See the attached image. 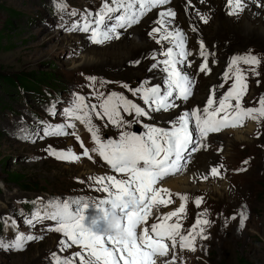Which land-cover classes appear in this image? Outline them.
Returning <instances> with one entry per match:
<instances>
[{
	"label": "rangeland",
	"instance_id": "1",
	"mask_svg": "<svg viewBox=\"0 0 264 264\" xmlns=\"http://www.w3.org/2000/svg\"><path fill=\"white\" fill-rule=\"evenodd\" d=\"M60 2L61 0H0V202L3 203V205L0 204V238L11 241L18 233L42 237V239L27 241L22 250L0 248V264H55L53 253L62 260L71 258L76 253L75 249L78 245H72L63 233L50 230L56 227L55 221L50 220L49 228H45L40 223L30 226L26 221L36 213L35 207L42 212L41 210L46 211L44 206L50 201H59L57 198L42 197L46 194L65 197L61 201H73V197L76 198L75 200L88 201L91 192L99 193L95 186L85 185L81 180L75 179L76 176L83 177L82 175L88 172V169L101 172L98 167L88 160L82 161L81 158L74 163H70L71 160L56 163V159L48 154L51 142L41 141V135L46 127L62 123L63 120L58 116V107L62 108V114L66 117L64 102L71 107L78 95L85 98L86 104L92 105L90 74L93 72L98 76L103 75L104 78L108 76L105 86H110L114 90L116 85L110 84V76L120 78L124 83L129 80V84L140 81H142L141 84L147 83L143 81L147 67L141 64L143 62L141 59L149 58V54L142 58L145 50L137 55L138 59L134 62L127 61L116 68L111 66L92 68L84 64V56L95 52L98 45L91 40V32L67 30L73 25L80 28H83L85 24L92 25L98 14L97 0H91V3L89 0H63L66 7L64 10L58 7L62 12L58 14L52 6L53 3L58 6ZM255 4L256 6L253 3V7L250 6L253 11L258 16L264 14L258 11L261 5L258 6L257 1ZM82 10H84L83 15ZM76 11H80L76 19L72 15L71 19L59 17ZM220 12L224 14L222 10ZM240 14L234 21L232 20L233 23L230 22L229 16L225 15L228 25L220 27L221 32L210 34V37H200V42L205 45L203 51L205 50L207 57L220 56L218 49L222 47L221 44L216 46V43H213L209 47L206 46V42L210 43L212 38H224L228 47L224 48L219 65L215 67L208 65L209 74L199 71L200 64L204 60L200 55V47L197 51L198 75L203 88L215 83L223 84L224 86L217 91L219 96L230 88L227 82L224 83L223 72L228 69L231 57L254 55L260 60L259 65L240 63V66L247 68L249 72V79L246 78L247 91L242 96L241 103L245 108L257 107L258 101L264 96V31L259 38L246 40L236 31L241 27L237 23L243 17L241 12ZM216 25L213 18L208 26L214 30ZM102 28L104 29V26L100 25L99 30ZM139 28L136 25L133 26V29ZM132 34L134 36V33ZM204 34L208 35L207 33L202 35ZM239 34H241L240 37ZM81 37H85L87 42L84 43ZM126 37L127 35L122 39L125 40ZM211 46L215 47L210 49ZM137 61H139L138 66L128 68ZM253 68L255 72L252 71ZM215 69L219 70L216 74ZM229 75L232 77L231 72ZM6 79H12L13 82L3 83ZM230 79L229 84L233 83L234 77ZM163 82L166 88V82ZM120 95H122L121 92ZM125 96L127 97L126 94ZM231 103L234 104V101L232 100ZM139 106L146 109L148 107L143 100ZM185 110L189 109L185 108ZM158 113L164 115L167 112ZM92 116V120L107 118H97L95 113H92ZM41 117L45 120L44 123L40 122ZM147 118L140 117L139 122H134L135 118L130 119L127 124L128 132L138 135L145 133L147 131L145 125H148ZM246 119V122L244 119L242 124L237 123L234 126L236 130L243 131L248 124H251L250 134L243 139L236 138L233 133L230 136L229 131L226 132L232 126L209 134L206 144L210 151L204 150L195 158L193 155L187 168L176 173L181 175L194 171L195 178L188 186H195V189L169 190L171 195L163 198L171 199L172 203L167 206L161 205L158 210L160 216L150 215L146 223L138 228V235L143 227H148L150 230L153 223L159 222V217L172 212L175 207H180L182 193L188 197L184 202L185 211L183 215H180L182 234L187 235L188 230L198 218L207 219L210 222L203 226L204 235L208 238L205 240L197 237L195 251L189 248L181 249L179 244L175 250H172L169 243V255L164 258L165 260H172L175 256V264H264V118H261L259 122L251 118ZM102 125L104 123H101L100 127ZM155 125L160 126L158 122ZM81 126L82 123L77 124L75 128H81ZM109 126L108 121L105 127L109 128ZM21 127L24 129L22 130ZM232 129L235 128L230 130ZM24 136H28V139H24ZM89 137L91 133H88ZM49 138L62 139L54 143L71 146L74 154L77 155V140L73 141L71 137ZM41 143L47 145L43 147V150L40 148ZM223 144L222 154L227 156V163L233 166L237 159L240 169H243L237 172L231 184H228L222 173L216 177L203 178L208 170L218 163L215 151L219 145L223 146ZM53 149L57 151L60 146ZM242 156L243 159L239 158ZM107 168L112 169L111 166ZM16 172L21 175L18 179L10 176ZM212 182H218L221 185L219 189L212 190L213 184L210 185ZM38 196L40 197L36 202ZM197 198L201 199L199 206L195 204ZM93 210L92 208L85 210V218L88 219V222H85L86 226L89 225L90 218L97 215ZM242 211L246 212L247 219L244 220V227L241 228L240 213ZM201 213L206 214L200 215ZM234 214L237 216L235 220L231 218ZM175 222V217L169 221V223ZM95 231L102 232L99 229ZM196 231H199V228ZM61 240L68 244L63 251H61ZM78 262L77 257L74 264Z\"/></svg>",
	"mask_w": 264,
	"mask_h": 264
},
{
	"label": "snow or ice",
	"instance_id": "2",
	"mask_svg": "<svg viewBox=\"0 0 264 264\" xmlns=\"http://www.w3.org/2000/svg\"><path fill=\"white\" fill-rule=\"evenodd\" d=\"M170 2L171 0H105L101 12L97 14L92 25L85 24L83 28L73 25L68 31L91 32L90 38L94 43L118 39L120 35L118 29H128L137 25L146 13L154 8L169 5ZM245 2L246 0H226L228 14L238 15L239 12L244 11ZM261 2L262 0H257L258 6ZM58 7L61 10L65 9L63 0ZM112 13L118 14L111 16ZM72 14L76 15L74 12ZM175 15L171 8L160 11L156 21L159 27H153L149 32V36H154L164 30L166 34L162 35L157 43L168 40L173 45L162 53L166 59L159 61L167 74L166 88L161 90L159 85L145 87L141 84L138 88L130 89L133 96L140 95L144 104L154 112H169L178 108L180 105L177 101L187 102L193 96L195 88V81L191 78V74L185 73L178 67L180 64H185L187 56L191 55L185 51L186 37L179 28L173 31L167 30L168 25L172 23L168 17L174 18ZM108 19L115 20V23L111 26L105 25V20ZM200 20L207 23L208 17L201 15ZM100 25H104V30H99ZM193 31L196 29L193 28ZM200 47V55L204 60L200 64L199 71L209 74L208 57L203 51L205 48L203 42H200ZM174 49H178L175 54ZM241 62L246 65H259L260 60L254 55L234 56L229 62L228 70L224 73L225 81L234 77L231 88L218 101L215 99V90H211L202 109L194 108L184 111L175 120L170 121V126L167 128L145 125L147 131L143 134L121 131L118 139H102L99 129L93 124L92 113H95L97 118L107 117V120L117 128H123L127 123L123 120L121 109L124 113H134V122H139L140 117L150 116V112L132 100L123 95L111 93L99 104L101 111H96L97 105L86 104L85 98L78 95L72 106L64 109V115L68 120L43 130L44 136L68 135L65 127L74 128L75 125L71 121H79L87 127L95 142L96 147L92 149V152H97L116 173L127 176V179H117L113 175L97 177L96 182L103 185L102 190L107 194L105 198L94 202L81 199L50 201L44 206L46 211L43 215L37 211L26 221L30 226L42 219L55 221L56 227L50 230L63 233L72 245L81 247L82 251L63 260L53 253L55 264H74L77 257L78 264H175V256L172 260L162 261V258L169 255L167 242H170L172 250H175L179 244L181 249L189 248L195 251L197 237L205 240L208 238L204 235L203 227L210 223L207 219L198 218L188 230V234H182L179 214L185 211L183 201L188 199L186 195H180L182 203L179 208L159 217V222L153 223L150 230L148 227H143L139 235L137 232L154 210H158L161 205L167 206L172 203L171 199L163 198L171 194L168 189L156 187L158 182L168 175L184 171L195 153L207 150L206 140L210 133L218 132L227 126H235L237 123L242 124L245 118H251L257 122L264 118V96L258 101L257 107L242 106L241 98L247 91V83L246 75L238 66ZM186 66L190 67L191 64L188 63ZM156 67L158 64L154 63L152 68ZM252 71L255 72V69L253 68ZM230 72L232 77L229 75ZM223 86L221 84V87ZM124 87L127 88L128 85ZM232 100H235V104L231 103ZM214 104L218 106L213 107ZM23 138L28 139V136ZM76 139L79 140V136ZM81 147H84L83 144ZM49 155L61 160L80 159L70 149L67 152H57L50 148ZM83 155L91 159L87 148H84ZM240 170L243 171V169ZM210 175L219 176L220 168L211 167ZM203 178L209 177L205 175ZM195 204L199 206L201 199L197 198ZM88 208L94 209L97 215L91 217L89 225L86 226L85 210ZM109 215L119 217L125 226L127 238H114L106 227V219ZM173 217L176 218V222L169 223ZM231 218L235 220L237 216L234 214ZM245 219L247 214L242 211L240 213L241 228L244 227ZM101 221L104 224L103 231H94L93 226H98ZM197 228L199 231H196ZM34 239H42V237L18 233L11 241L0 238V248L22 250L27 241ZM60 244L61 251L68 247L64 240H61Z\"/></svg>",
	"mask_w": 264,
	"mask_h": 264
},
{
	"label": "bare ground",
	"instance_id": "3",
	"mask_svg": "<svg viewBox=\"0 0 264 264\" xmlns=\"http://www.w3.org/2000/svg\"><path fill=\"white\" fill-rule=\"evenodd\" d=\"M89 1L91 3V0H89ZM103 1H105V0H103ZM255 1H257V0H246L245 6H244V11H241V13L243 14V17L241 20L237 21V23H239V26H241L240 30H236L237 33H241L242 36H244L246 38V40L249 39V41L252 38L253 39L259 38L261 35H263V31H264V23H263L264 14L258 16L253 11V8H251V7H253L252 3L256 6ZM260 5H261V7H259L260 10H258V9L257 10L260 11L261 13H264V9L262 8V7H264V0H262ZM255 6H254V8H256ZM167 8H171L176 13L174 18L168 17V19L172 20V23L170 25H168L167 30L173 31L176 28H179L183 32L184 36L186 37L185 46H184L185 51L191 53V55L187 56L185 64H180V65H178V67L182 68L185 73L191 74V78L195 81V88H194L193 96L189 99L190 101L189 100L187 102L177 101V103L180 106L176 110L172 109V110H170V112H167L164 115L163 114L159 115L158 112L152 111V109L149 108V106L147 107V109L145 108L146 111L152 112V114L150 113L151 115L148 118L146 117L148 122L147 121H144V122H147L148 125H153L156 127H164V128L169 127L170 121L175 120L181 113L184 112L185 108L189 109L187 111H190L194 108L202 109L204 107V105L206 104V101L209 98L211 90H213V89L215 90V98L218 96L217 91L221 88V85H217L215 83V84H213L209 87H206V88H203V85H201V79L198 75V73H199L198 72V65H199L198 61L199 60L197 57V51L200 48V37L201 36L210 37V34H217V32H221L220 27H224V26L228 25V22L225 18V15L227 17L229 16L230 22L233 23L232 20L234 21L236 19V17L240 14V12H239L238 15H229L228 14L229 8L227 7L226 0H191L190 3H189V0H171L169 5L154 8L151 11H149L148 13H146L145 16L141 19L140 23H138L136 25L137 27H140L139 29H133V27L125 29L123 31L118 29L117 31L120 33L118 39L114 38L112 40H108V41H105L103 43H97L98 47L95 50V52H92L89 56L85 55L84 59H83L84 64L91 66L92 68H101L103 66H111V68H116V67H118V65L125 64L127 61L134 62L136 59H138L137 55H139L143 50H145L144 54L142 55V58L148 54H149L148 55L149 58H148V60L141 59V60H143V62L141 64H144V66L147 67V71H146L147 73H146L145 77L143 78V81H146L147 83L146 84L142 83V84H144L145 87H151L154 85H159L161 87V90H163L165 88L164 87L165 83L163 81L166 82L167 74L164 71L163 64H160L159 61L166 59V57L164 55H162V53H164L168 47H172L173 45L168 40H161L159 43H157V40H159L162 35L166 34V32L164 30H162L160 33L154 34V36H149V32L152 30L153 27H159V25L156 24V21L158 19V14L160 11L167 10ZM87 10H89V9H87ZM220 10H222L224 12V14H222L220 12ZM201 15L208 17L207 23H203L200 20ZM74 16L75 15H72V17H74ZM70 18H71V16H70ZM213 18H214L215 23L217 24L216 28L214 30L209 28L210 23L212 22ZM62 24H64V23H62ZM205 26H208V27H205ZM193 28H195L196 31H193ZM102 30H104V29L102 28L101 31ZM132 33H134V36ZM203 33H207L208 35H205V34L202 35ZM241 34H239V37L241 36ZM125 35H127V37L124 40L122 38ZM217 36H219V35H217ZM81 39L83 41H85L84 43L87 42L85 40V37H81ZM213 39H215V40L213 41ZM120 40H121V42H118ZM216 41H218V42H216ZM225 42H226V40L224 38H212V41L210 43H209V41L206 42L207 47H209L213 43H216L215 44L216 46L217 45L219 46L220 44L222 45V47L218 49V53L220 54V56L208 57V65L210 67H215L221 63L220 61L223 57L222 56L223 51H225V49L228 47V45L225 44ZM99 46H101V47H99ZM213 47H215V46H211L210 49H212ZM176 51H178V49H174V54ZM153 57H155V59H153ZM154 63H157L158 67L152 68V65ZM188 63L191 64L190 67L186 66V64H188ZM138 65H139L138 63L137 64L133 63V65H130L128 68L132 69ZM216 69H215V74L217 72H219V70L217 71ZM227 70L228 69H226L223 72V75ZM243 73L246 75V78H248L249 72L246 71ZM90 75L88 74V76H90L92 78V85L90 86V88H91V101L93 104L97 105L96 111H101L99 108V104L102 102V100L105 97H107V95H109L111 93L120 94V92H121L124 97H126L125 96V94H126L127 95L126 98L129 100H132L137 105H139V103L141 102L142 99H141L140 95L133 96L132 91L130 89H135V88L140 87L142 81L136 82L133 84H129V80L124 83L120 78H115V77L110 76V78H111L110 84L116 85V89L114 90L110 86H105V83L108 82V80H107L108 76L106 78H104L103 75L98 76L95 74V72H93ZM230 80L231 79H229L228 81L224 80V83L227 82L228 86L231 88L232 83L229 84ZM124 85H128V87L125 88ZM120 88H121V91H120ZM101 94H103V95H101ZM56 104L57 103H55V105ZM64 105L66 106V108L69 106L67 104V102H64ZM142 106H144V105H142ZM213 107H216L215 104L213 105ZM58 110H59L58 116L63 120L62 123H65L68 120L67 117L63 116V114H62L63 111H62L61 107H58ZM60 111H62V112H60ZM121 115L123 117V120L125 122H127V123H125L123 128H117V127L113 126L111 123H110L109 128H106L105 126L107 125V122H108L107 118L105 120L104 119H101V120L94 119L93 120V124L99 129V135L101 136L102 139H105V140L108 138L118 139L121 131H128L127 130V128H128L127 124H128L130 119L133 120V118H135V114L134 113H131V114L124 113L121 109ZM44 121L45 120L41 117L40 122L44 123ZM153 122H154V124H153ZM157 122L159 123L160 126L155 125V124H157ZM71 123H73L75 126L77 124H80V122L76 123L74 120H72ZM101 123L102 124L104 123V125H102L100 127ZM244 124H243V126H244ZM231 128H235V129L230 130ZM231 128L226 131V132L229 131L230 136L233 133V135L236 138L243 139L244 136L250 134L251 124H248L243 131L236 130V127H234V126H232ZM21 129L23 130L24 128L21 127ZM65 131L69 134L68 135H56V136L41 135L42 136L41 141L47 140L48 142H51V144L49 146L51 148V150H54L53 147H57L59 145L60 149L57 150V152L68 151L69 149L73 152L71 146L68 147V145H65V144L60 145V144L54 143V142L61 141L62 139L61 140H54V139H50L49 137H53V138L71 137L72 140L75 141V140H77L76 137L79 136L80 139L77 140L78 145L76 146L74 144L78 150L77 155L80 156L82 161L88 160L91 164L95 165L96 167H98L101 170V172H96L94 170L88 169V172H86L82 175L83 177H81V176L75 177V179L77 181L81 180L85 185H93L97 189H100L98 194L92 193V192L90 193L91 196H90V199L88 200L89 202L98 201L100 199L105 198L107 195L102 190L103 185H100L96 182L97 177H101V176L107 177L109 175H113L117 179H127V176L125 174L116 173L113 169H108L107 167L110 165H108L107 162L104 161L103 158L100 157L97 152H92V149L94 147H96V145H95V142L92 140L91 137L88 138V133H90V132L87 130V127L84 124H82L81 128L78 127L77 129L75 127L74 128H65ZM72 133H74L75 135H73ZM81 144H83L84 147H81ZM242 145H244V144H242ZM46 146L47 145H43V143H41L40 144L41 150H43V147H46ZM223 147H224V144H223V146L219 145V148L215 151V153L217 154V159H218V163H216L215 167L220 168V173H222L226 177L228 184H231L233 179L235 178L237 172L241 171L240 165H239L237 159H236V162L234 163L233 166H230L229 163H227V156L222 154ZM84 148H87L89 150V156L91 157V159H89V157H86L83 155ZM207 150L210 151L209 146H208ZM54 151H56V150H54ZM202 151H204V150H201V151L195 153L194 158L198 154H202ZM48 154H49V152H48ZM53 157L56 159L55 160L56 163L59 161H62L61 159H58L56 156H53ZM239 158L243 159V156L239 157ZM74 162H77V160L71 161L70 163H74ZM205 175H208V177H211L210 169L208 170V172ZM194 178H195L194 171L189 173V174L168 175V176L164 177L162 180H160L158 182V184L156 185V187H158L160 189H168L170 191H182V190H188L189 188L195 189V186L194 187L188 186V184L190 182H192V180H194ZM211 180L218 181L217 179H211ZM218 182H222V181H218ZM218 182H212L210 184V185L213 184V186H211L212 190L219 189V187L221 185ZM199 183H201V182H199ZM202 187H204V186H202ZM181 195H185V193H182ZM39 197L40 196L36 197V202H37ZM42 197H47L49 199L57 198L59 201H61L62 199L65 198V197H61V196L55 197V196H51L49 194L48 195L46 194V196H42ZM72 199L75 200L76 198L73 197ZM185 201H183V203ZM181 203H182V201H181ZM0 204L3 205V203H1V202H0ZM176 209H177V207H175L173 209V211ZM34 210H36V212H37L38 211L37 207H35ZM158 210L154 211L152 216H154V217L160 216V212H158ZM168 211H170V209ZM183 213H180L179 215H183ZM85 222H88L87 218H85ZM40 225H43L45 228L51 227L49 225V223H40ZM103 228H104V224L102 221L99 223L98 226H93L94 231L96 229L103 231ZM75 251L80 252V251H82V249L80 246H77ZM163 260H165V259L162 258V261Z\"/></svg>",
	"mask_w": 264,
	"mask_h": 264
},
{
	"label": "clouds",
	"instance_id": "4",
	"mask_svg": "<svg viewBox=\"0 0 264 264\" xmlns=\"http://www.w3.org/2000/svg\"><path fill=\"white\" fill-rule=\"evenodd\" d=\"M106 227L113 234L114 238L117 239L127 238L125 226L121 223L119 217L114 215H109L106 219Z\"/></svg>",
	"mask_w": 264,
	"mask_h": 264
},
{
	"label": "trees",
	"instance_id": "5",
	"mask_svg": "<svg viewBox=\"0 0 264 264\" xmlns=\"http://www.w3.org/2000/svg\"><path fill=\"white\" fill-rule=\"evenodd\" d=\"M7 82L11 83V82H13V80L12 79H6V82H3V83L7 84ZM10 176L13 177L14 179H18V177H20L21 175L16 172V173H12V175H10Z\"/></svg>",
	"mask_w": 264,
	"mask_h": 264
}]
</instances>
